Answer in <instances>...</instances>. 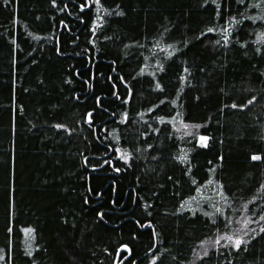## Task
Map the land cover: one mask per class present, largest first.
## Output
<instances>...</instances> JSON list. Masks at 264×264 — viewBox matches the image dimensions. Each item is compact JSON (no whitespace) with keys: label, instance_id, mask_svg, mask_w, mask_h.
Returning a JSON list of instances; mask_svg holds the SVG:
<instances>
[{"label":"trees","instance_id":"trees-1","mask_svg":"<svg viewBox=\"0 0 264 264\" xmlns=\"http://www.w3.org/2000/svg\"><path fill=\"white\" fill-rule=\"evenodd\" d=\"M68 2L71 14L58 12L50 0H10L7 5L5 0H0V255L5 256L0 264H33V261L35 264H100L102 259L105 264H111L103 249H111L118 240L131 242L130 259L136 264H149L152 253L148 248L153 244L156 254H163L164 264H173V256L178 258V264L193 261L200 264L190 247L213 234L208 217L184 214L177 219L163 214L165 208L175 211L180 198L171 197L175 189L166 180L165 172L181 181L182 193L187 194L190 189L183 166L169 158L172 144L167 135L171 126L160 125L159 140H149L161 147L166 157L159 175L151 172L152 167L158 166L144 160L136 161L121 173L112 171L109 165L93 171L81 166L80 153L88 155L92 163L116 161V154L107 148V144L114 142L95 140L82 117L86 110L95 107V98L100 96L105 109L119 114L127 108L130 121L139 120L137 111L165 96L176 97L180 89L178 77L184 75L182 62L187 60L193 67L194 86L184 87L175 111L182 112L190 122H207L206 129L201 131L214 137L210 149L192 153L193 174L201 182L207 179L211 175L207 169L212 166L208 161H213L217 167L215 175L223 180L225 191L235 201L233 208H241L252 195H261L256 189L264 179L261 175L264 164L250 160V153H264V100L259 99L264 95V77L257 71L264 68V59L251 50L245 56L238 44L227 51L214 48L212 41L220 39L217 33H209L200 40L196 37L206 26L217 23L223 26L229 13L235 14L239 9L253 15L254 11L226 0L222 18L217 22L216 6L209 3L201 7L202 0H102L108 8L114 9L119 4L126 15L106 17L103 28H98L93 36L90 28L95 8L86 9L81 21L78 5L83 0ZM61 19L66 21L67 28L59 24ZM260 25V21L255 25L244 21L238 26L241 39H254L245 33L261 30ZM165 28L169 31L164 32ZM105 36L111 39L106 40ZM157 39L161 46L165 42L191 43L187 47L176 44L184 55L177 53L166 59L165 53L153 47ZM125 44L129 47L125 48ZM157 60L165 71L158 70ZM144 64L149 65L146 74L138 76ZM199 68L206 71L200 73ZM149 72H155V77L147 75ZM121 75L133 89V98L127 105L112 95L114 89L108 79L111 76L117 82L123 98L126 89L119 81ZM69 76L72 83L66 84ZM156 79L164 85L163 93L151 90L149 82L154 84ZM205 81L207 87L203 86ZM88 83L92 84L91 88ZM247 88L253 91H245ZM76 93L81 97L79 101L74 99ZM253 94L258 96V102L248 109L221 111L222 104L233 100L245 102ZM196 96L200 99L196 100ZM169 112H173V105L166 103L156 114ZM96 117V135H107L101 122L109 129L125 127L116 122L118 116L110 118L109 112L102 109H98ZM58 122L78 131L69 135L52 127ZM220 154L225 157L222 169L217 160ZM116 166L122 167L123 162H117ZM161 183L165 184L163 190L158 188ZM89 185L93 193L87 192ZM153 187L162 191L159 199L164 204L161 208L157 201L150 218L161 233L158 242L150 229L135 223L136 220L143 223L146 217L139 197L156 200L149 192ZM85 196L89 200L87 205ZM213 199L218 198L213 194ZM204 207L212 211L207 205ZM261 207L264 199L249 205L257 212ZM98 211L105 212L104 221L98 220ZM234 218L239 219V214ZM9 227L12 232H8ZM28 227L35 229V233L26 234L23 229ZM133 233L139 237L138 241H132ZM252 247L253 255L241 254L233 264L250 261L260 264L264 241L257 237ZM29 250L32 256L26 254ZM205 264H217V258L206 259ZM219 264L226 261L220 258Z\"/></svg>","mask_w":264,"mask_h":264},{"label":"snow or ice","instance_id":"snow-or-ice-1","mask_svg":"<svg viewBox=\"0 0 264 264\" xmlns=\"http://www.w3.org/2000/svg\"><path fill=\"white\" fill-rule=\"evenodd\" d=\"M9 2L10 0H5V5ZM225 2L226 0H202L201 7L209 5V3L215 5L214 16L216 21L219 22L222 18V7ZM233 2L239 6H243L245 9H252L254 14L247 15L244 12H240L238 9L235 14L229 13V15L224 18L223 26H220L219 23L206 26L196 39L200 40V37H205L209 33H217L219 34L220 39L212 41L214 48L219 47L220 50L227 51L238 44L245 56H247L249 50H251L255 56L264 59V0H233ZM50 3L52 8L56 9L58 12H67L68 14H71L68 0H50ZM78 7L80 10L79 19H81V21L84 19L83 13L86 9L91 11L93 7L95 8L96 15L91 18L90 28L93 36L96 34L98 28H103L104 24L107 22L106 17L126 15L119 4H116L114 9L108 8L102 0H83V2L79 3ZM116 9L119 10L117 11ZM257 9L259 10L258 12L255 11ZM101 13H103V15ZM244 21H251L253 25H255L257 21L261 22V30L257 31L253 29L250 34L245 33V35L255 37L254 39H241L238 26ZM59 24L64 25L66 28L68 27L66 21L63 19L59 21ZM168 31L169 29H164V32ZM36 38L39 39V37ZM104 39H111V37L105 36ZM91 43L95 44V40H92ZM180 43L183 44V47H187L191 41H177L173 43L165 42L163 46H161L160 41L157 39L153 47L160 52L165 53L166 59H172L177 53L181 56L184 55L182 49L176 46V44ZM124 47L127 48L129 45L125 44ZM56 51H60L59 47H57ZM152 55L155 56L156 53H153ZM33 63H35V61H33ZM113 63H115V61H113ZM182 63L184 65L182 69L184 75L178 77L180 89L176 97L170 99L168 96H165L163 99H159L158 103L152 104L146 109L137 111L136 116L139 117V120L137 121H130L127 108L119 114L115 111L105 109L101 104V97L96 96L95 107L86 110L82 117V121L83 124L87 125V129L92 133L95 140L100 142L110 140L114 142L107 144V148L111 149L116 154V161L104 160L102 163L100 161L92 163L88 155L80 153L82 157L81 166L84 168L90 167L95 171L96 169L103 167V165H109L112 171L121 173L122 171H127L131 168L136 161L144 160L149 163H155L158 167H152L151 172L159 175V168L164 166L161 162L166 157L163 155L162 148L154 142H149V140H159L160 135L162 134L160 125L165 127L171 126V131H169L167 135V139L171 141L172 144V147L169 148V158L176 165L183 166L182 172L184 176L188 177L190 189L187 194L182 193L180 191V188H182L181 181L165 172L164 176L166 180L172 182L173 188L175 189V191L171 193V197L180 198L177 200L175 211L169 212L165 208L163 214L164 216H171L177 219L184 214H188V216L193 218L197 217L198 214L208 217V222L211 225V229H214V232L211 236H205L196 241L194 246L190 247L192 255L196 257V260H198L200 264H205L206 259L212 260L213 258H217V264H219L220 258H223L226 261V264H233V260L240 258L241 254L246 253L248 255H253V241H255L257 237H259L260 241H264V207H261L259 212L249 208L250 204L254 205L258 200L264 199V179H261L259 187L256 189V192L261 193V195H252L250 200L246 201L241 208L237 209L233 208L235 201H232L229 192L225 191L223 180L215 175L217 173V167L213 164V161H208V164L212 166L207 169V172L211 174L207 179L201 182L195 177L193 174L192 153L197 149H210V142L214 137L207 134L206 131H201L202 129H206L207 122L203 124L190 122L184 118L182 112L175 111L177 101L180 100L184 87L194 86L193 80L195 79V76L192 65H190L187 60H184ZM156 64L160 72L165 71L164 65L159 60L156 61ZM148 67V64H144L139 68L137 75L144 76L146 74L145 69ZM254 67L256 66L254 65ZM198 71L204 73L206 69L199 68ZM257 71L260 76L264 77V68H258ZM76 75L79 76V71L76 72ZM147 75L155 77L156 73L149 72ZM108 79L112 81L114 89L112 95L115 96L117 100H121L122 104L127 105L133 98L132 86L127 80H125L123 75L119 76V81L126 89L125 96L122 98L117 87V82L113 81L111 76L108 77ZM133 79H135V77H133ZM65 83L71 84L72 77L69 76ZM149 85L152 91L159 93L165 91V87L159 79H156L154 84L149 82ZM203 86L207 87V81L204 82ZM88 87L91 88L92 84L88 83ZM220 91L223 93L224 89H221ZM245 91L252 92L253 89L247 88ZM74 99L77 101L81 99L79 93L75 94ZM195 99L199 100L200 97L196 96ZM259 99L264 100V95H261ZM257 102L258 96L253 94L245 102L237 103L233 100L230 104H222L221 111L223 112L225 109L245 110ZM166 103L173 105V112H169L165 115L156 114L157 110L160 109V106L166 105ZM98 109L109 112L110 118L118 116L116 122L125 127L123 129H109L107 125L101 122V128L104 133H107V135H104L103 137L96 135V113ZM149 114H154L149 117V119L152 120V123H149V119L145 118ZM52 127L57 130H63L69 135L78 131V129L72 128L68 124L62 122L55 123ZM84 139L87 140V137H84ZM262 139H264V137H262ZM88 143H91V141H88ZM123 145H127V147ZM224 159L225 157L222 154L217 157L221 169L223 168ZM250 160L252 162L264 164V153L252 152L250 153ZM120 161L123 162V166H116V163ZM145 171H147V169H145ZM261 175L264 177V172H262ZM85 179L87 180L88 177H85ZM139 181L140 177H137V182ZM158 188L160 190L165 189V184H159ZM87 192L93 193V189L90 185L87 188ZM149 192L156 198V200L153 201L145 199L142 196L139 197L142 201L141 207L146 214V217L143 223L140 220H136L135 223L140 228L150 229L153 239L158 242L161 233L157 231L156 224H154L153 220L150 218L153 217V213L156 211L157 201H159L160 207L164 208L163 201L159 199L162 195V191H157L156 187H153L149 189ZM95 194L97 196L102 195V193ZM213 194L218 199L214 200ZM88 203V196H85L84 204L87 205ZM112 203L115 204L116 201L113 200ZM205 205H207L208 208H211L212 211H208L204 207ZM236 214H239V219L234 218ZM105 215L104 211H98V220L104 221ZM67 222L68 221L65 219V223ZM252 225H256V227H253ZM73 227H75L74 224ZM177 230L179 231V227ZM23 231L26 234L35 233V229L31 227L24 228ZM8 232H12L11 227L8 228ZM30 239H34V237H30ZM131 239L132 241H138L139 237L137 234L133 233ZM29 247H31V245H29ZM36 247H39V245ZM154 248L155 244L150 245L148 248V251L152 253L149 264H164L165 258H163V254L161 253L160 255H157ZM197 248H199V252H197ZM103 252L106 254V259L111 261V264H124L126 260L129 261V264H136L134 259H130L133 255L131 242L118 240L113 243L111 249L109 247H104ZM26 254L32 256V251L29 250ZM4 259L5 256L0 255V260ZM171 259L173 264H178L177 257L173 256ZM33 264H35V261H33ZM100 264H105V260L102 259ZM192 264H196V261H193ZM249 264H255V261H250ZM260 264H264V257H261Z\"/></svg>","mask_w":264,"mask_h":264},{"label":"water","instance_id":"water-1","mask_svg":"<svg viewBox=\"0 0 264 264\" xmlns=\"http://www.w3.org/2000/svg\"><path fill=\"white\" fill-rule=\"evenodd\" d=\"M127 261V260H126Z\"/></svg>","mask_w":264,"mask_h":264}]
</instances>
